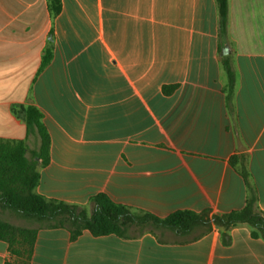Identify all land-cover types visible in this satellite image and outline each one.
Masks as SVG:
<instances>
[{
  "label": "crops",
  "instance_id": "obj_1",
  "mask_svg": "<svg viewBox=\"0 0 264 264\" xmlns=\"http://www.w3.org/2000/svg\"><path fill=\"white\" fill-rule=\"evenodd\" d=\"M52 29L53 59L38 74ZM228 43L234 119L215 0H62L54 22L46 0H0V139L37 151L14 113L35 105L52 141L39 195L93 210L105 194L159 218L243 209L248 188L230 159L246 153L264 212V0H229ZM167 85L177 89L165 95ZM33 228L31 258L0 240V264H264V240L247 225L76 240Z\"/></svg>",
  "mask_w": 264,
  "mask_h": 264
},
{
  "label": "trees",
  "instance_id": "obj_2",
  "mask_svg": "<svg viewBox=\"0 0 264 264\" xmlns=\"http://www.w3.org/2000/svg\"><path fill=\"white\" fill-rule=\"evenodd\" d=\"M52 21L62 12V0H46ZM219 15V55L224 76L223 92L226 95L230 116H235L237 74L228 51L229 0H215ZM55 34L49 33L38 74L52 61ZM177 85L164 86L165 95H171ZM14 113L27 125L28 133L39 140V149L31 151L27 141L0 139V209L10 211L28 221L48 228H66L76 240L84 231L93 236L116 235L140 236L157 230H172L180 235L191 234L196 228L205 227L212 221L218 228L228 231L247 225L252 237L264 240V212L258 208V195L249 170L248 155L238 153L230 159L231 166L240 174L248 188V198L243 209L214 215L209 211H177L166 218L113 202L107 195L98 194L90 200L92 212L87 207L51 200L37 193L40 170L50 163L51 136L44 125L43 113L35 105L18 106ZM139 234L132 235V232ZM36 228L15 226L0 218V240L9 244L11 251L31 258L37 240Z\"/></svg>",
  "mask_w": 264,
  "mask_h": 264
},
{
  "label": "rangeland",
  "instance_id": "obj_3",
  "mask_svg": "<svg viewBox=\"0 0 264 264\" xmlns=\"http://www.w3.org/2000/svg\"><path fill=\"white\" fill-rule=\"evenodd\" d=\"M89 212H92V210H89ZM0 218L18 227L33 228L38 225V223L34 221L25 220L11 213L10 211H2L1 209H0ZM136 234H139V232L138 231L132 232V235H136Z\"/></svg>",
  "mask_w": 264,
  "mask_h": 264
},
{
  "label": "water",
  "instance_id": "obj_4",
  "mask_svg": "<svg viewBox=\"0 0 264 264\" xmlns=\"http://www.w3.org/2000/svg\"><path fill=\"white\" fill-rule=\"evenodd\" d=\"M239 150H240V151H243V150H244V148L242 147L241 144H240V146H239Z\"/></svg>",
  "mask_w": 264,
  "mask_h": 264
}]
</instances>
